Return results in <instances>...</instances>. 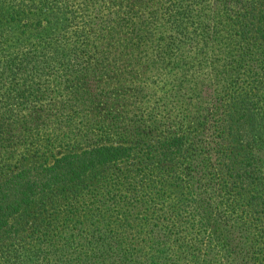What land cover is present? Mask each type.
I'll use <instances>...</instances> for the list:
<instances>
[{
	"label": "trees",
	"instance_id": "1",
	"mask_svg": "<svg viewBox=\"0 0 264 264\" xmlns=\"http://www.w3.org/2000/svg\"><path fill=\"white\" fill-rule=\"evenodd\" d=\"M257 151L264 0H0V264H264Z\"/></svg>",
	"mask_w": 264,
	"mask_h": 264
},
{
	"label": "rangeland",
	"instance_id": "2",
	"mask_svg": "<svg viewBox=\"0 0 264 264\" xmlns=\"http://www.w3.org/2000/svg\"><path fill=\"white\" fill-rule=\"evenodd\" d=\"M36 36H38L39 35V32H37V34H35ZM30 38H34V37H30ZM116 52V50L114 49V48H111V49H108V56H117V54L115 53ZM213 52H215V51H213ZM121 58V57H120ZM153 71H155L154 70V68H152V66H150V65H145L144 66V68H143V73L141 72V71H138V77L137 78H139L140 80L141 79H143V78H156V77H150V75H151V73H153ZM179 78H181V77H179ZM138 79V80H139ZM136 83H137V81H135ZM82 85V84H81ZM54 86V85H53ZM104 86H105V88H106V84H104ZM112 86V85H111ZM110 87V86H109ZM176 84L174 85V90H176ZM60 88H63V85L61 84L60 85ZM100 88V87H99ZM101 89V88H100ZM202 91H203V93L204 94H209V91H210V88L209 87H207V88H202L201 89ZM171 92H173V91H171ZM27 110H24L23 112H26ZM22 112V111H21ZM210 119V125H212V121H213V118L211 117V118H209ZM211 130H213L212 129V127H209L207 130H206V132H207V134H209L208 136H207V140H208V147H209V150H210V152H209V155L211 156L210 157V162H213L212 164H213V166L212 167H214L215 166V161H214V156H215V153L213 152V149L212 148H214V147H212V146H214L215 145V142H218V140H217V136L215 135V131H211ZM44 144V143H43ZM32 146V145H31ZM255 156L256 157H260V159H261V163H263L264 164V153H261L260 151H257V152H255ZM28 162H30V160H27ZM51 160L49 159V162H50ZM28 162H25L23 165H26ZM262 167H264V166H262ZM65 189H67V188H65ZM179 192L181 191V189L179 188V187H177L176 188ZM59 196V195H58ZM58 196H56V200H57V202L60 204L61 203V198L60 197H58ZM64 197V196H63ZM68 196H66V197H64L65 199L67 198ZM89 197V196H88ZM55 198V197H54ZM29 210H32L33 209V207H31V208H28ZM31 212V211H30ZM22 218H17L16 219V223L19 221V223H17L16 224V226H18L17 227V233H16V235L15 236H13L12 237V239H9V241H11V244H14V242H18L19 240H24V242H26V245L27 246H30L29 248H33L34 247V239L33 238H31L30 237V235L27 233L28 231L27 230H25V229H23L22 230V228H20V226H21V224H22V221H23V219L21 220ZM30 220H32L31 218L29 219V221ZM49 221V220H48ZM58 222H60V221H58ZM53 223V222H52ZM24 226V225H23ZM27 226V225H26ZM25 226V227H26ZM18 236V237H17ZM5 253L2 251V252H0V256L1 255H4ZM240 254V253H239ZM258 256H263L262 254H258ZM260 261H262L261 259H260ZM235 262H238L239 263V256H237L236 257V261ZM263 262V261H262ZM212 264H216L215 262H213Z\"/></svg>",
	"mask_w": 264,
	"mask_h": 264
}]
</instances>
